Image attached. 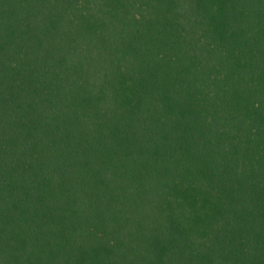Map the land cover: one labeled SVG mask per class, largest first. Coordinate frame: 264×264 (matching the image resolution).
Wrapping results in <instances>:
<instances>
[{
	"label": "trees",
	"instance_id": "16d2710c",
	"mask_svg": "<svg viewBox=\"0 0 264 264\" xmlns=\"http://www.w3.org/2000/svg\"><path fill=\"white\" fill-rule=\"evenodd\" d=\"M0 264H264V0H0Z\"/></svg>",
	"mask_w": 264,
	"mask_h": 264
}]
</instances>
